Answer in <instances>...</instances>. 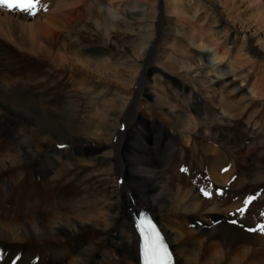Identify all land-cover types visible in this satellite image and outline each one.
<instances>
[{"label": "bare ground", "instance_id": "obj_1", "mask_svg": "<svg viewBox=\"0 0 264 264\" xmlns=\"http://www.w3.org/2000/svg\"><path fill=\"white\" fill-rule=\"evenodd\" d=\"M151 1L155 4L154 32L144 54L133 61L138 63L139 74L118 75L119 71L111 70L133 53L132 46L115 44L118 49L110 54L108 47L87 46L79 40L50 57L53 69L24 72L0 66V264H139L132 212L140 210L157 219L173 247L176 264H264V235L245 231L264 225V111L242 123L247 137L239 134L246 110L264 97V47L217 0ZM148 2L37 0L34 16L5 8H0V16L26 23L38 20L46 7L43 17H54L50 30L44 31L56 40L62 31L58 24L77 28L76 37L82 39L87 34L98 36L97 31L90 34L87 30L92 25L100 29L102 24L105 38L134 37L141 30L133 26L142 27L153 7ZM259 6L255 5L256 10ZM261 9L251 16L257 23L264 18ZM102 12L115 15L113 24L102 22ZM165 13L196 22L197 28L184 32V39L211 50L218 62L207 68L199 63L204 54L196 53L194 69L188 72L190 62L167 57L166 67L182 70L186 80L176 82L175 102L194 113L197 118L193 120L169 106L165 77L162 82L154 79L152 85L148 77L160 72L147 59L161 36L173 52L183 54L179 40L171 45L175 38L170 35L172 29L165 27ZM240 38L246 42L236 52L247 63L256 64L260 73L249 92L234 82L239 73H232L236 69L231 61L221 65L229 61V47L236 49ZM74 50L100 61L111 57L112 62L105 64L103 72L90 65L97 78L83 76L88 80L81 84L74 73H81L82 64H70L65 56ZM66 78L69 81L63 82ZM208 91L221 102L218 111L201 103ZM238 96L242 105L223 101ZM143 103L146 106L139 107ZM147 111L155 116L147 117ZM157 112L166 118V128ZM205 128L208 135L200 131ZM183 134L195 136L201 147L203 142L219 146L213 156L204 158L206 174L219 185L210 197L198 193L200 180L193 177L189 189L173 185V180L180 179L174 173L175 156H185L178 143ZM206 137L212 142H206ZM256 141L261 152L249 162L243 151ZM226 166L229 169L223 173ZM245 194L250 195L249 204L247 196L243 199Z\"/></svg>", "mask_w": 264, "mask_h": 264}, {"label": "rangeland", "instance_id": "obj_2", "mask_svg": "<svg viewBox=\"0 0 264 264\" xmlns=\"http://www.w3.org/2000/svg\"><path fill=\"white\" fill-rule=\"evenodd\" d=\"M133 1H135V0H133ZM149 1L150 2H148L147 4H151L153 7L149 10L150 12H148V14L145 16L146 23L142 24V27L133 26V28L141 30V32L139 34H135L134 37H130L129 35L123 36V35L119 34V35H115L114 38H109V39L105 38V35L103 34L104 32L102 30V29H104V27L102 24L100 29H97L96 25H92V26H90V29L87 30V32H90V34L95 33V31H97L98 36H96V35L89 36L87 34L86 38L84 37L82 39L80 36H79V38L76 37V33H78L77 28H75V27L72 28L69 26L62 27L61 24H58V26L61 28L62 31L60 32V37L57 38V40H56L55 38H53L51 33H46L44 31V28H47L50 30L51 27L49 25V21L51 18L54 17L53 15H49L48 17H43V14H45L47 12L46 7H44L43 11L41 12L42 15H40L41 17L39 16L40 18L38 20L34 19V20L28 21L26 23L15 22L14 20L5 19L3 16L2 17L0 16V66H2V67H5V66L15 67L16 69H18V71H24V72L25 71H44V69H51V68L53 69V67L51 65L50 57L52 55L56 54L61 47H63V46L64 47H66V46L70 47L75 43V41L79 40L84 45H87V46H96V45L101 44L102 48L108 47L109 49H111L110 54L116 53L115 49H118V45H115V44H124L126 46H132L133 47V53L125 55L124 58H122L118 63H116L117 67L116 68L112 67L111 70L119 71L117 73L118 75H123V74L124 75H136V74H139V72L141 70H139L138 63L133 62V61H135V59H139L141 57V55L144 54V52L146 51V49L148 47V40L151 38L152 32H154L152 22H153L155 4H153L151 0H149ZM217 1H218L217 3H219V5H221L223 7V9H225L228 12L229 16L237 23V25L244 28L248 32L255 33L257 35V37L260 38L261 45L264 47V25L262 24V21L264 18L260 17L262 19L259 21V23H257V22H255L254 17L253 18L251 17L253 15L254 16L257 15L256 13H259L258 9L260 8V6L262 7V9L260 11H264V0H257L253 4H249L248 0H217ZM255 5H260L259 8H257V10L255 8ZM199 6H202V4L200 3ZM207 13H208L209 19L211 21H213V17L210 15L211 13L208 11H207ZM114 16H115L114 14H110V13L108 14L107 12H102V15H101L102 22L105 21V23L107 22V24H109V23L113 24V22L115 21ZM165 16L167 18L165 27H170L172 29L170 35H171V37L175 38L172 41L171 45H176L177 40H179L181 45H182V48H183V54L179 55L178 53L173 52L174 51L173 48H171L169 45H167V43H165V36L164 35L161 36L160 42H158V46L153 45L151 52H150V55L147 59V63L151 64L152 66H155L158 69V71L160 70V72H158V74L156 76H154V74H150L148 77L151 80V85L153 84L154 79L156 80V82H162V81L166 80V84H167L168 89H169V93H168L169 96L168 97L171 98V101L168 104L171 107V109L180 111L183 113L184 118L193 120V119L197 118V116L194 113L188 111V109L185 107L184 104H180L181 103L180 101L176 100V102H175V95H177V92H178V90L176 89V82H183L186 80L184 78H182L184 75L182 73L183 72L182 70H180V69L172 70L170 67H166V65L169 63L168 62L169 60H167V57L175 58L174 62L179 61V59H183L186 62H190L192 67L187 69L188 72H191L194 69V65L196 64L195 59H194V55H197L196 53L204 54L203 56H199L201 59L198 57L201 61V62L199 61V63L206 66L207 68L211 67V64L218 63V62L214 61L211 50H209L207 47H206L207 49L197 48L195 44L187 41V38L184 39V36H183L184 32H193L194 31L193 29L197 28L196 22L193 23L190 20H179L178 18L171 15L170 13H165ZM113 17H114V19H113ZM67 37H72V38L67 39ZM107 39H108V42H107ZM116 41H120V42H116ZM245 42H246L245 39L240 38L238 40V43H237V45H239V46L236 47V49H232V47H229L230 48L229 49L230 57L228 58L229 61L227 62V60H224L222 62V64L221 63L220 64L223 65L225 63V61H226V64H228L231 61L232 65L236 69V71H234L232 73H234V74L239 73V75H238L239 77H237L236 79L234 78V82L238 85V87H240L241 89H245V90L247 89L246 91L249 92V86L252 85L256 79H258V76H260V73L254 67V65H256V64L253 65L251 63H247V61H244L245 58L241 57L236 52V50L237 49L239 50ZM51 51L53 52V54L51 53ZM68 54L67 55L64 54V55L68 57L66 59L69 60L70 64L76 65L79 63V61H80V64H82V69L80 70L81 73H77V72L74 73V76L76 77V81L80 82L81 84L88 80L87 78H84L86 75H90V77L95 78V79L97 78L91 74V69L89 68L90 65L96 66L97 68H102V72H103V70L105 68H107V65H105V64H109L112 62L111 57L107 58V56H106V57H104V59H102V61H100V60L96 59L94 56L91 57V56H88L86 54L88 56V57H86V55H84V53H82L80 51H76V50H74L72 53H68ZM123 60L125 61V63H123ZM100 62L102 63V65H99V64H101ZM56 71H58V70H56ZM161 71H162V73H161ZM114 73H116V72H114ZM208 74L210 77L212 75H214L211 72L210 73L208 72ZM77 75H78V77H77ZM169 76L173 79L172 81L167 80ZM125 78L131 79V77H125ZM162 78H164L165 80ZM252 79H253V82H252ZM242 80H245V82L241 83ZM68 81H69V79H67V78L63 80V82H68ZM111 84L115 85L117 87L116 84H114V83H111ZM195 84L202 89L204 87L203 84L197 80L195 81ZM74 86H75V84H74ZM75 88H77V85L75 86ZM208 93H209L208 95H202L201 103L204 105H207V107H209L210 109H213L214 111H218V108H219V105L221 104V102H219V100H217L215 98H211L212 92L208 91ZM241 98L242 97H240V96L234 97L231 99L227 97V98L223 99V101L229 102V103L230 102L231 103H239V105H242L243 101ZM182 101H184V100L182 99ZM145 106H146V104L143 103L142 105L140 104L139 107L144 108ZM259 108H260V110H259ZM261 108H262V110H261ZM263 108H264V97L260 98L258 101H256L254 104H252V106L248 108L249 110L248 109L246 110L247 112L245 111L246 115H244V117H242L243 119H240L241 122L239 125V127H240V131H239L240 133L239 134L242 137H247V135H248L247 131L245 130V127H244L245 125H243L242 123L246 122V120H249L252 116L254 119L255 115H253V114L256 112L259 113L260 111H264ZM158 113L160 114V112H157V114ZM257 113H256V115H259ZM159 114H158V119L161 121L160 123H161L162 127L166 128L168 125L167 120L164 116H161ZM145 115L147 117H151V115L155 116V114H153L151 111H147L145 113ZM261 115H262V118H264V112ZM262 120L264 121V119H262ZM122 124H121V126H122ZM123 130L124 129H122V131ZM200 131L204 135H208L207 133L209 132L206 128L204 130H200ZM182 136H183L182 141H179L178 143H179L180 147H182V149H184L185 156H183V157L179 156V155L175 156L176 159H174L173 167H174V169H176V171L174 173L176 176H179L180 179L176 178L175 181L173 180L172 181L173 185L174 186L178 185V187H181V188L184 187L185 189H189L191 187L190 181L194 178L196 180H200L199 181L200 183L198 184V188H197L198 193L202 197H206L207 194H210V195H208L210 197V196H212L214 189L216 187H219V185L217 186L206 174V161H205V159L207 160L208 156H210V157L213 156L214 153L212 151H217L219 146L216 145L215 143H212V145H211L209 143L206 144L203 142V145L201 147L200 144H202V143L199 144V140H197V138L195 139L194 138L195 136H190V138H189V136L187 138L186 135H184V134ZM115 138H117V136ZM191 140H193V141H191ZM205 141L206 142H212V140H208L207 137L205 138ZM257 142L258 141L254 142L253 144H250V146L248 145V148L246 150L244 149L245 152L243 151V153H244L243 156L249 162L252 161L251 158L256 156L255 155L256 153H259V151L261 152V150L259 148H257L258 147L256 144ZM183 144H185V145H183ZM248 144H249V142H248ZM213 146L215 148H213ZM216 147H218V148H216ZM210 148H212L213 150ZM199 153H201V154H199ZM177 158L180 159L181 161L179 160L180 162H178ZM184 160L186 161V163ZM198 167H199V169H198ZM226 168H228V166H226L222 169L223 173L227 172ZM200 169H202L201 170L202 172L200 171ZM234 177H235V175L232 176V178H234ZM181 178H183V179H181ZM186 178H187V180H186ZM202 178H203V180H202ZM183 182H185V183H183ZM180 184H181V186H180ZM207 185L209 187H211L210 191H208V192H207V190H208ZM220 189H222V188H220ZM219 191L220 190L215 191L216 197H219V195H220L218 193ZM248 195L249 194H245L243 196V199L246 198V196H247L246 201L251 200L250 195H249V197H248ZM246 210H247V206H246ZM245 211H243V208H242V213H244ZM129 212H131V210ZM212 226L214 227L215 225L212 224ZM251 229H255V227L251 228ZM245 231L248 232L246 229H245ZM252 233L253 232H250V234H252Z\"/></svg>", "mask_w": 264, "mask_h": 264}, {"label": "snow or ice", "instance_id": "obj_3", "mask_svg": "<svg viewBox=\"0 0 264 264\" xmlns=\"http://www.w3.org/2000/svg\"><path fill=\"white\" fill-rule=\"evenodd\" d=\"M37 0H0V8L12 11H20L28 15H35ZM246 201L245 203H249ZM249 232L264 235V225L255 229H247ZM144 264H170V256L167 249L159 243V236L154 232L146 241L143 249Z\"/></svg>", "mask_w": 264, "mask_h": 264}]
</instances>
